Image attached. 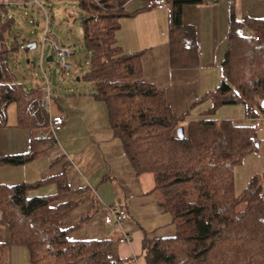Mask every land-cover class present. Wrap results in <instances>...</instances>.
Segmentation results:
<instances>
[{
	"label": "trees",
	"instance_id": "trees-1",
	"mask_svg": "<svg viewBox=\"0 0 264 264\" xmlns=\"http://www.w3.org/2000/svg\"><path fill=\"white\" fill-rule=\"evenodd\" d=\"M76 1L83 12V44L91 56L84 79L106 104L110 127L132 168L138 175H153L160 205L176 225L173 237L144 240L147 264H264L262 185L252 179L239 195L235 191L237 166L259 146L257 129L250 123L210 118L219 108L233 105L243 106L248 120L264 115V20L239 22L230 15L221 82L207 94L211 107L206 118L184 125L185 117L174 113L166 91L144 80L141 53L127 54L117 43L120 21L130 15L125 10L128 0ZM204 1H173L174 69L199 65L196 32L184 25L182 15L185 5ZM10 18L13 24L4 29H13L12 41H2L0 47V128L8 124V107L15 104L18 126L35 133L29 154L0 158V165H23L41 157L55 141L49 135L48 114L41 107L40 84L25 89L14 72L12 61L17 62L30 39L17 30L18 17ZM49 185H56L55 194L31 195ZM72 193L65 174L1 185L0 222L8 227L9 239L0 244V264H6L12 245L25 247L31 264H122L114 258L109 239H69L72 229L66 227V219L76 204L66 199Z\"/></svg>",
	"mask_w": 264,
	"mask_h": 264
},
{
	"label": "crops",
	"instance_id": "crops-1",
	"mask_svg": "<svg viewBox=\"0 0 264 264\" xmlns=\"http://www.w3.org/2000/svg\"><path fill=\"white\" fill-rule=\"evenodd\" d=\"M173 1L167 0L166 5L156 6L150 0H128L125 10L130 15L120 21L117 43L127 54L141 53L144 80L166 91L168 104L177 116L185 117L184 125H187L206 118L211 107L197 112L200 97L213 91L214 86L212 83L210 87L204 70L217 66L221 80L230 15L233 13L239 22L264 20V0H205L200 4L185 5L182 20L184 25L195 30L200 53L199 65L185 69L171 66ZM29 6L32 5H27L26 0H0V47L2 41H12L13 29H4L5 25L13 24L10 17L16 16L20 20L28 14L25 8ZM33 42L37 39H30L29 43ZM45 57L48 63L58 66L53 49ZM77 80L80 82L81 79ZM52 94V114L62 115L66 120L57 143L34 161L23 165H0V186L34 183L65 174L73 191L66 201L76 204L66 219V227L72 229L69 239H109L113 242L114 258L123 261L122 264H147L144 240L176 234L172 216L160 205V197L154 191L153 175H138L132 168L121 141L110 127L106 104L94 96L91 84L69 86L59 94ZM7 117L8 124L0 128V158L29 154L35 132L18 126L15 104L8 107ZM256 129H264V122ZM262 188L264 194V177ZM56 192V185H49L31 195L48 196ZM111 206L127 212L128 219L121 226L105 223ZM83 218L87 220L80 227L78 224ZM124 235L129 236L128 243H120ZM8 239V227L0 222V244L7 243ZM5 261L6 264H31L28 250L19 245L9 247Z\"/></svg>",
	"mask_w": 264,
	"mask_h": 264
},
{
	"label": "rangeland",
	"instance_id": "rangeland-1",
	"mask_svg": "<svg viewBox=\"0 0 264 264\" xmlns=\"http://www.w3.org/2000/svg\"><path fill=\"white\" fill-rule=\"evenodd\" d=\"M42 5L49 10L50 28L52 34L57 37L59 46H71L74 50V54L68 59L71 68L64 69L62 66H56L55 63H48L46 61L47 56L45 57V55L51 53L52 45L49 42L43 44L46 29L45 14L37 6H29L25 8L29 17H24V19L22 16L20 17L17 30L24 31V33H26V38L28 37L27 39H37L38 46L35 50H25L26 46H24L17 57V62L13 63L12 61V66L19 82L24 85L25 89L33 87L36 82H39L41 86L46 85L45 77L39 66L40 54L43 49L44 72L50 79L52 93L59 94L65 91L69 86H79L80 84L84 86L91 84L84 79L86 72L91 66V56L83 44V34L81 30L83 12L79 9L78 1L53 0L52 3L42 2ZM28 60L35 63L36 66L32 67L31 64L27 63ZM218 70L219 68L217 66L213 68L208 67L204 70V77L210 82V87H212V83L214 84L213 90L216 89L221 81ZM78 78L81 79L80 82H78ZM210 105L211 103L207 98V93H204L202 97H200V103L197 105V112L208 108ZM208 111L209 109L207 112ZM210 118L217 121H232L237 125L250 123L257 128L264 122V117L262 116L256 121L248 120L244 107L241 105L221 107L211 115ZM257 137L259 141L257 151L248 155L236 168L235 191L237 195L248 188L252 179L257 180L261 185L263 184L264 129H257ZM192 197L195 198V194Z\"/></svg>",
	"mask_w": 264,
	"mask_h": 264
},
{
	"label": "built area",
	"instance_id": "built-area-1",
	"mask_svg": "<svg viewBox=\"0 0 264 264\" xmlns=\"http://www.w3.org/2000/svg\"><path fill=\"white\" fill-rule=\"evenodd\" d=\"M52 1L53 0H26V4L32 6L35 5L44 12L46 29H45L43 44L49 42L52 45L54 56L58 65L62 66L64 69H69L71 68V65L68 63V59L74 54V50L71 46H59L56 36L50 32L49 10H47L42 5V2L51 3ZM150 2L156 6H164L166 5L167 0H150ZM229 3L231 4L232 2L230 1ZM43 59L44 58H43V49H42L40 54L39 66L45 77L46 85L43 86L42 88V96L40 103L42 109L48 114L49 117V123H48L49 135L53 137L55 143H57V136L62 130L66 120L62 115L52 114L53 94L50 86V79L48 75L44 72ZM107 211L108 214L105 217V223L107 225L121 226L122 223L128 219L127 212L124 209H120L117 206H111L108 208ZM128 242H129V236L127 235H124V237L121 238L120 240V243H128Z\"/></svg>",
	"mask_w": 264,
	"mask_h": 264
},
{
	"label": "water",
	"instance_id": "water-1",
	"mask_svg": "<svg viewBox=\"0 0 264 264\" xmlns=\"http://www.w3.org/2000/svg\"><path fill=\"white\" fill-rule=\"evenodd\" d=\"M37 46H38L37 42L29 43L26 46V49L27 50H35V49H37ZM29 62H30V60L27 61V63H29ZM33 66H36L35 63H33ZM262 106L264 107V102L262 103ZM178 136H179L180 139L184 138V128L183 127L179 128Z\"/></svg>",
	"mask_w": 264,
	"mask_h": 264
}]
</instances>
